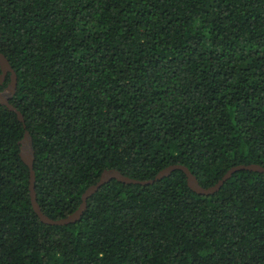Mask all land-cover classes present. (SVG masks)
Instances as JSON below:
<instances>
[{
	"label": "trees",
	"instance_id": "trees-1",
	"mask_svg": "<svg viewBox=\"0 0 264 264\" xmlns=\"http://www.w3.org/2000/svg\"><path fill=\"white\" fill-rule=\"evenodd\" d=\"M0 264H264V0H0ZM2 68L0 63V75ZM11 82L8 72L0 90Z\"/></svg>",
	"mask_w": 264,
	"mask_h": 264
},
{
	"label": "water",
	"instance_id": "water-1",
	"mask_svg": "<svg viewBox=\"0 0 264 264\" xmlns=\"http://www.w3.org/2000/svg\"><path fill=\"white\" fill-rule=\"evenodd\" d=\"M0 63H1V68H2V74L0 75V84L2 83L5 75L8 72H11V82L9 86L3 91L0 90V102L7 105L11 110L17 112L19 119L24 122L25 119H24L23 114L12 103H10V100H9L12 97V95L15 93V90L17 87V73L11 66L7 57L1 51H0ZM20 154H21L23 161L30 168V189H31V199H32L34 210L36 211V213L39 215V217L41 218L43 222L47 224H57V225H63V224H67V223L75 222L79 220V218L81 217V215L87 208L88 198L91 195H93L104 183L110 181L112 178H116L124 182H134V183L146 184V183H153L165 176L170 175L172 171H174L175 169H182L187 174L188 185L196 192L200 194L208 195V194H212L218 191L224 185L225 181L229 179L234 172L240 169L264 171V166L260 164L237 165V166L232 167L229 171H227L225 175L216 184L208 188H205L199 183L197 177L190 171V169L187 166L181 165V164L170 165L164 168L163 170H161L154 179H149V180L133 179L129 176L124 175L117 169H114V168L107 169L102 173L99 181L91 185L90 187H88L86 191L83 193L82 203L75 212L71 213L67 217H63L60 219H53L47 216L42 211L37 201V195L35 191L36 173L34 169L35 151L33 148L32 136L28 130L25 133V137L21 141V153Z\"/></svg>",
	"mask_w": 264,
	"mask_h": 264
}]
</instances>
